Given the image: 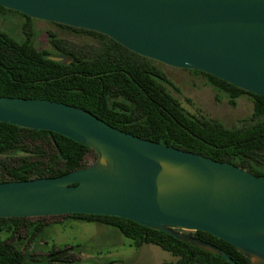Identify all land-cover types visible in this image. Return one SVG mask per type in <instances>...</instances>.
Listing matches in <instances>:
<instances>
[{
  "label": "water",
  "instance_id": "obj_1",
  "mask_svg": "<svg viewBox=\"0 0 264 264\" xmlns=\"http://www.w3.org/2000/svg\"><path fill=\"white\" fill-rule=\"evenodd\" d=\"M0 5L105 34L146 58L200 70L264 96V0H0ZM0 121L62 134L97 155L92 164L59 176L1 181L0 217L114 215L238 264L222 249L176 231L201 230L232 244L249 264H264V177L131 134L63 102L0 96Z\"/></svg>",
  "mask_w": 264,
  "mask_h": 264
},
{
  "label": "trees",
  "instance_id": "obj_2",
  "mask_svg": "<svg viewBox=\"0 0 264 264\" xmlns=\"http://www.w3.org/2000/svg\"><path fill=\"white\" fill-rule=\"evenodd\" d=\"M6 10L15 11L0 5V15ZM58 24L94 34L107 44L96 57H89L71 52L53 39L57 52L54 56L62 57L64 62H61L49 59L53 53L46 49H38L26 29L23 40H16L0 30V96L43 98L71 104L131 134L215 160L230 161L257 176H264V96L197 70L218 90L225 91L232 104L240 94L250 95L253 122L247 127L229 128L215 120L198 119L183 110L165 87L169 81L144 61L146 57L105 34ZM19 148L38 153L39 159L22 158L15 164L0 160V182L59 176L86 166V156L95 155L88 146L62 134L0 121V154ZM61 215L103 221L118 228L136 246L155 244L177 257L174 262L161 264H232L215 252L127 218L84 213ZM44 217H36L33 226L29 221L31 217H0V230L10 232L13 237L19 230L31 226L32 239L42 230L43 224L39 222ZM188 234L222 249L238 264L250 262L249 257L232 244L208 232L196 230ZM49 261L70 263L71 259L68 252H62L51 256ZM0 264H29V259L13 243L0 240Z\"/></svg>",
  "mask_w": 264,
  "mask_h": 264
},
{
  "label": "rangeland",
  "instance_id": "obj_3",
  "mask_svg": "<svg viewBox=\"0 0 264 264\" xmlns=\"http://www.w3.org/2000/svg\"><path fill=\"white\" fill-rule=\"evenodd\" d=\"M25 29L31 33L38 49H46L53 55L57 53L53 39L71 52L89 57H96L102 46L107 44L94 34L73 30L57 22L31 17L28 19L18 12L7 10L0 15V30L16 40L26 38ZM144 61L167 76L169 83H165L166 89L187 114L198 119L215 120L229 128H243L252 124L250 95L240 94L235 99V104H232L225 91L218 90L205 75L195 69L177 68L150 58ZM22 158L36 160L39 159V154L25 148L0 154V160L7 164L18 163ZM96 159V154H89L85 163L92 164ZM29 221L33 226L37 219L31 217ZM39 223L43 224L42 230L32 239L30 226L19 230L13 237L10 232L0 230V240L17 246L27 255L29 264H161L177 259L155 244L134 245L118 228L100 220L49 215L41 218ZM176 231L188 236L192 232L180 229ZM56 250L68 252L71 262L51 263L49 259Z\"/></svg>",
  "mask_w": 264,
  "mask_h": 264
},
{
  "label": "flooded vegetation",
  "instance_id": "obj_4",
  "mask_svg": "<svg viewBox=\"0 0 264 264\" xmlns=\"http://www.w3.org/2000/svg\"><path fill=\"white\" fill-rule=\"evenodd\" d=\"M19 14H20V13H19ZM21 15H22V14H21ZM23 16H24V15H23ZM24 17H25V16H24ZM25 18H27V17H25ZM158 71H160V70H158ZM160 73H162V74L165 76V78L168 79L167 76H166L163 72L160 71ZM262 177H264V176H262ZM60 251H62V250H58V251L55 252V253H58V252H60ZM52 253H53V252H52ZM55 253H53V254H55ZM61 253H62V252H61ZM58 254H60V253H58ZM55 255H56V254H55ZM51 256H53V255H51Z\"/></svg>",
  "mask_w": 264,
  "mask_h": 264
},
{
  "label": "bare ground",
  "instance_id": "obj_5",
  "mask_svg": "<svg viewBox=\"0 0 264 264\" xmlns=\"http://www.w3.org/2000/svg\"><path fill=\"white\" fill-rule=\"evenodd\" d=\"M101 163H105V160L104 159H101ZM258 260L256 258H253V263H257Z\"/></svg>",
  "mask_w": 264,
  "mask_h": 264
}]
</instances>
